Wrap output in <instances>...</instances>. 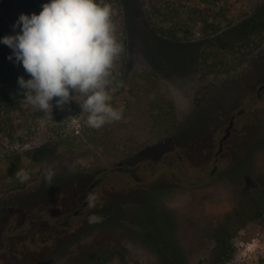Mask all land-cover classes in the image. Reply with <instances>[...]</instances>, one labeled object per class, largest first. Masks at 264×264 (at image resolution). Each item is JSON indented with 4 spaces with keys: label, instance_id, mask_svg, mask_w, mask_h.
Masks as SVG:
<instances>
[{
    "label": "rangeland",
    "instance_id": "rangeland-1",
    "mask_svg": "<svg viewBox=\"0 0 264 264\" xmlns=\"http://www.w3.org/2000/svg\"><path fill=\"white\" fill-rule=\"evenodd\" d=\"M151 1L164 7L168 25L173 16L179 25L195 26L193 38L158 34L151 23L158 18L149 16ZM34 2L0 0V32L15 35L21 30L12 27L19 16L38 14L49 0ZM102 2L113 10L124 47L118 72L127 77L122 91L112 92L111 104L123 108L125 121L132 120L134 110L155 96L134 87L144 86L149 76L175 104L178 128L139 149L130 150L126 141L125 151L122 147L109 160L89 140L87 114L76 100L60 109L54 99L51 114L23 101L18 133L27 141L11 143L0 136V143L39 173L29 185L0 194V264H264V193L258 191L264 190V105L251 109L264 83V0ZM20 3L30 7L19 8ZM203 20L218 31L204 33ZM246 42L250 54L241 56L238 50L244 49L237 46ZM215 45L228 55L237 51L241 64L226 73L204 74L205 52ZM9 63L30 78L14 57ZM77 99L83 98L77 94ZM246 106L248 112L236 119L242 121L240 129L227 144L232 151L215 163L224 127ZM137 165L153 181L144 188L149 193L114 178L119 168ZM213 166L218 170L211 175ZM100 177L106 185L95 189L96 207L87 206L85 214L64 223ZM93 214L103 222L89 224Z\"/></svg>",
    "mask_w": 264,
    "mask_h": 264
},
{
    "label": "clouds",
    "instance_id": "clouds-1",
    "mask_svg": "<svg viewBox=\"0 0 264 264\" xmlns=\"http://www.w3.org/2000/svg\"><path fill=\"white\" fill-rule=\"evenodd\" d=\"M112 15L111 5L102 0H49L38 14L19 16L12 27L21 30L4 36L0 43L12 49L8 59L14 57L30 77L18 78L26 104L51 114L54 99L60 109L76 100L81 114H87V125L94 129L122 119L123 108L111 104L115 89H109L115 62L124 51ZM77 94L83 99H77ZM53 176L48 173L49 183ZM16 177L22 183L30 179L23 169ZM97 199L91 192L85 197L90 209ZM103 219L93 214L88 222Z\"/></svg>",
    "mask_w": 264,
    "mask_h": 264
},
{
    "label": "trees",
    "instance_id": "trees-1",
    "mask_svg": "<svg viewBox=\"0 0 264 264\" xmlns=\"http://www.w3.org/2000/svg\"><path fill=\"white\" fill-rule=\"evenodd\" d=\"M3 1L5 2V0ZM31 3H35L34 0H31ZM17 7L28 9L30 5L20 3ZM163 9L164 7L161 4L157 5L152 1L149 2V16L151 18H158L157 20L153 19L151 22L154 30L161 36L172 40L192 39L195 26L187 27L184 23L179 25L177 21H173L175 19L173 16L170 17L172 23L168 25L166 20L169 15ZM202 25V28L205 29L204 33L208 35L218 31L213 22L208 20H203ZM4 36L6 34L0 32V40ZM249 44L250 42H246L237 46L240 49H244L238 50L241 56L250 54L248 50ZM10 50L12 49L0 43V113H3L0 120V136L7 137L11 143H16V141L25 142L27 140L22 138L18 133L20 125H22L20 124L19 117L26 111L23 105L24 96L18 85V78L25 76V74L10 66L8 60ZM236 52L233 50V55H228L221 52L215 45L214 48L205 52L203 58L204 74L226 73L240 65L242 57L236 56ZM118 62L119 60L117 59L111 77L113 89H115L116 93L122 91L127 79L125 75L119 74ZM24 78L28 79L27 77ZM134 87L140 91H144L147 96L154 92L155 96L146 104V107H139L134 110L132 120L125 121L126 114L122 113V119L119 121L105 124L99 129L89 127V140L94 145L99 146L109 160L113 156L121 154L123 144L126 141H130V150L132 148L139 149L154 139L172 134L178 128L179 124L175 104L160 94L158 85L151 77L148 76L146 78L144 86L136 84ZM140 102V100L137 101L139 106H141ZM4 148H7L6 144L0 143V170H2V172L0 171V194L9 193L29 185L36 179L39 173L33 165L25 164L19 152H16V150L5 152ZM21 169L30 175V179L23 183L16 177V172ZM227 258L229 257L224 256L223 260L225 261Z\"/></svg>",
    "mask_w": 264,
    "mask_h": 264
},
{
    "label": "flooded vegetation",
    "instance_id": "flooded-vegetation-1",
    "mask_svg": "<svg viewBox=\"0 0 264 264\" xmlns=\"http://www.w3.org/2000/svg\"><path fill=\"white\" fill-rule=\"evenodd\" d=\"M261 86L257 90L258 104H254L251 109H255V108L259 107V106L261 107L262 105H264V94H263L264 88L261 89ZM247 112L248 111H247V106H246L245 108L239 109L237 111V113H233L230 116L228 124L224 127L222 135L218 139V148H217V150H216V152L214 154V158L212 159V161H215V163H217L219 161V155L222 154L224 151H226L229 148V147H227L228 141L231 139V137L234 134H236L238 132V130L240 129V125L242 124L241 120L240 121H236V119H237V117L239 115H244ZM229 151H232V150L229 148ZM217 170H218V167L217 166H213L212 170L210 171V174L214 175L217 172ZM139 171H140V166L139 165L134 166L133 168H124V169L123 168H119V170L117 171V174H116V176L114 178L115 179H126L127 180L126 183H128L127 185L135 186V187L141 186L143 189L141 188V190H139V191H142V190H144V188L148 187V186H146V183H147L148 180H147V177L143 176ZM119 172H120V174H119ZM126 174H127V176L128 175L130 176L131 174H134V175H133V177H129L128 176L129 178L128 177L126 178ZM262 181H264V179ZM148 182L151 185L153 181H148ZM104 185H106L105 177H100V178L95 179L90 184V186L88 187L87 195L90 192L91 193H95L96 196L98 197V199H97V201H98L100 195L98 194V192L95 191V189L98 188V187L100 188L101 186H104ZM139 191H136V192H139ZM258 191H259L260 195H263L264 190L259 189ZM143 192L144 193H149V192H146L145 190ZM261 197H264V196H261ZM253 203L254 202L252 200V201H249L247 204L249 206H252V205H254ZM87 206H88V204H87L86 200L84 199L82 201L81 206L78 209H74L72 212L68 213L64 223L69 222L70 219L73 218V216H78L80 214H85V209H86ZM41 217L43 218L44 215H42ZM22 231L26 232L27 229L24 228V229H22Z\"/></svg>",
    "mask_w": 264,
    "mask_h": 264
},
{
    "label": "water",
    "instance_id": "water-1",
    "mask_svg": "<svg viewBox=\"0 0 264 264\" xmlns=\"http://www.w3.org/2000/svg\"><path fill=\"white\" fill-rule=\"evenodd\" d=\"M264 88V84L261 86V89Z\"/></svg>",
    "mask_w": 264,
    "mask_h": 264
}]
</instances>
